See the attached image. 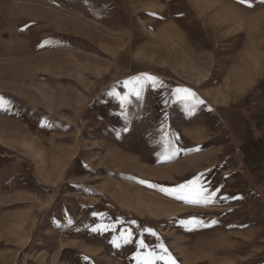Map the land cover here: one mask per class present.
Wrapping results in <instances>:
<instances>
[{
  "label": "rangeland",
  "instance_id": "obj_1",
  "mask_svg": "<svg viewBox=\"0 0 264 264\" xmlns=\"http://www.w3.org/2000/svg\"><path fill=\"white\" fill-rule=\"evenodd\" d=\"M0 97V264H264L261 0H0Z\"/></svg>",
  "mask_w": 264,
  "mask_h": 264
},
{
  "label": "snow or ice",
  "instance_id": "obj_2",
  "mask_svg": "<svg viewBox=\"0 0 264 264\" xmlns=\"http://www.w3.org/2000/svg\"><path fill=\"white\" fill-rule=\"evenodd\" d=\"M241 4H249L251 6V0H239ZM261 3H264V0H261ZM125 87H130L131 85H136L135 88H130L129 96L135 95L136 97H139L141 94V91H143L146 87V85L151 84L152 88H158L163 85L162 81H159V79L155 76L147 75L145 74L143 77H133L130 80H127L124 82ZM129 96H124L121 100V104L123 105L125 102L129 101ZM175 96L177 101L181 103L189 102V101H195L197 105H203L205 101L200 99L197 94L190 89L187 88H178L175 90ZM3 101V97H0V102ZM0 108H4L5 111H7V108L4 103H0ZM211 110V109H210ZM199 150V149H197ZM167 159H171V157H167ZM203 178V173H201L199 176L195 177L193 180L188 181L185 184L179 185L176 189H164L161 188V191L166 192L169 195H176L178 199L186 200L189 203L192 204H209L213 202L214 199V191H207L203 184L200 185V190L195 196H186L183 193L190 188L191 185L198 184ZM141 183H144V181H141ZM152 187H156V185H150ZM227 199V198H226ZM191 223L195 225H203L204 221L202 220H196L193 219ZM212 223H216V221H213ZM93 231H98V229H93ZM147 232H149L152 236H156L157 234L152 231L151 229H147ZM131 234H129L130 236ZM130 242V239H126L125 243ZM113 244H115L117 247H120V244L117 243V241L113 240ZM139 246L141 248H148L149 245L145 242L144 239H141L139 241ZM161 252L163 254H159L155 251H149L142 257V264H156L157 260L164 261L165 264H177L175 258L172 256L171 252L165 247L163 244L160 245ZM87 259V257H85Z\"/></svg>",
  "mask_w": 264,
  "mask_h": 264
}]
</instances>
